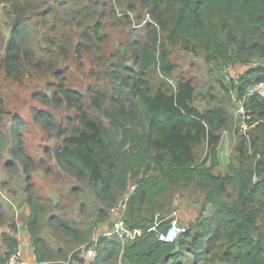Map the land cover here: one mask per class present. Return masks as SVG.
Returning a JSON list of instances; mask_svg holds the SVG:
<instances>
[{"label":"trees","instance_id":"16d2710c","mask_svg":"<svg viewBox=\"0 0 264 264\" xmlns=\"http://www.w3.org/2000/svg\"><path fill=\"white\" fill-rule=\"evenodd\" d=\"M16 1L21 20L30 7L49 6L47 14L57 21V31L53 26L51 32L69 28L62 36L66 56L93 54L89 52L95 39L104 45L113 23L131 29L127 51L144 75L155 64L165 73L171 71L167 47L180 46L191 52L200 49L208 63L218 66L257 65L240 77L237 102L245 98L249 87L264 82V66L257 62L264 60V0H53L51 5L46 0H24L26 7L23 0ZM134 26L142 31L137 34ZM30 29L27 21L18 22L11 39L13 49H23ZM78 30L76 42L73 33ZM45 51H33L31 59L38 54L43 57ZM110 76L116 79L111 89L95 84L90 90L92 107L106 121L92 116L82 94L60 90L64 101L76 110L75 122L56 149L61 169L92 184L107 217L129 186L136 185L125 221L144 234L127 244L116 236L101 237L94 264H264V99L247 98L248 130L239 136L228 172L217 174L222 131L236 126L227 108L203 113L193 107L196 88L191 80L180 81L170 92L153 89L148 77H122L119 69ZM60 97L56 95L55 102ZM35 120L47 131L56 123L44 111ZM21 128L15 121L12 132H7L0 113V153L12 144L11 153L28 164ZM205 146L207 155L202 157L197 152ZM193 186L204 196L198 218L175 243L160 241L158 231L174 219L164 216L169 219L157 231H149L157 214L165 210L171 194ZM25 192L36 260L49 264L55 254L41 234L45 209L31 186ZM6 221L0 203V225ZM58 228L79 245L89 242L95 232L65 221ZM2 240L9 257L19 241L6 233Z\"/></svg>","mask_w":264,"mask_h":264},{"label":"rangeland","instance_id":"374dc122","mask_svg":"<svg viewBox=\"0 0 264 264\" xmlns=\"http://www.w3.org/2000/svg\"><path fill=\"white\" fill-rule=\"evenodd\" d=\"M46 1L49 5L53 4V0ZM23 2L26 7L24 0ZM19 4L16 0H0V113L7 132H12L15 121L22 124V138L26 156L30 160L28 159L27 164L13 155L12 144L0 153V191L3 194L0 195V202L6 208H14L18 213L17 197H27L25 189L27 186L32 187L45 209L41 234L55 254L54 261L49 264H74L68 261L82 246L58 228L63 221L70 222L75 228L89 229L92 232L96 230L102 234L103 224L110 228L112 220L110 212L107 217L101 211L103 207L92 184L79 181L61 169L56 161V149L63 144L71 122H75L76 113L64 101L60 94L61 89L67 88L82 94L92 116L106 121L92 107L90 90L95 84L111 89L116 83V79L110 76L113 70L119 69L122 77L128 74L136 76V79L148 77L153 89L161 87L170 92L177 88L180 81L191 80L196 88L193 107L203 113L224 107L235 118L236 126L233 131H222L220 167L215 170L217 174L228 172V164L235 160L239 136L248 130L249 118L238 111L240 102L236 99V87L242 74L257 65L238 64L229 69L226 65L208 63L200 49L191 52L180 46H169L167 48L171 71L165 73L155 64L144 75V69L133 65L127 51V36L131 29L113 23L107 31L104 45L98 44L95 39L96 44L89 52L93 54L66 56L63 50L67 43L63 45L62 36L69 33V28H65V32H51L57 21L53 15L47 14L49 6L30 7L25 19L21 20ZM25 21L31 26L30 39L22 50H15L11 46L13 32L18 22ZM135 23L137 24L136 20ZM54 28L57 31V27ZM132 30L137 34L142 31L138 26L132 27ZM80 33L79 30L73 33L76 42ZM42 48H46L43 57L38 54L35 59H31L32 52ZM257 62L264 66V60ZM56 95L61 96L60 102H55ZM40 111L56 118L52 130H45L35 120V115ZM197 153L206 157V146ZM203 198V194L196 187H185L169 196L161 216L170 217L175 212H187L193 207L201 208ZM7 258L8 249L0 244V264L2 260L6 264Z\"/></svg>","mask_w":264,"mask_h":264},{"label":"built area","instance_id":"2783aa9c","mask_svg":"<svg viewBox=\"0 0 264 264\" xmlns=\"http://www.w3.org/2000/svg\"><path fill=\"white\" fill-rule=\"evenodd\" d=\"M230 69L231 66H228ZM258 96L264 99V82H259L247 90V95L240 101L239 112L246 115L245 102L247 98ZM136 189V185H130L127 192L119 199L117 204L111 209L112 216L111 227L105 233H99L95 230L91 240L82 245L74 256L68 262L74 264H94L99 257V240L101 237L116 236L123 244H127L135 240L138 236L144 234L142 229H131L126 224V215L128 212L129 200ZM167 219H163L161 214H157L156 223L149 231H157L159 226ZM189 227L185 224L179 223L174 220L169 227L164 231H158V238L164 243L173 244L181 237L187 234ZM7 264H25L23 250L19 246L16 250L11 251L8 257Z\"/></svg>","mask_w":264,"mask_h":264},{"label":"crops","instance_id":"0c3cea01","mask_svg":"<svg viewBox=\"0 0 264 264\" xmlns=\"http://www.w3.org/2000/svg\"><path fill=\"white\" fill-rule=\"evenodd\" d=\"M17 198L19 201L18 213L14 210V208H10L9 206H7L6 208L3 204L4 211L7 216V221L6 223L0 225V241L2 242H0V244H3L2 236L5 233L15 237L19 241V246L23 250L24 263L38 264L35 256V248L28 229V217L30 215V208L25 200V195ZM200 207L201 208L197 209L195 207H193L192 209L190 208L191 210L187 212H175L170 217L174 220H177L179 223L191 226L196 221L201 212L202 206ZM15 226L16 230L13 229V227ZM101 229L103 233H105L109 228L108 225L103 224V227Z\"/></svg>","mask_w":264,"mask_h":264}]
</instances>
